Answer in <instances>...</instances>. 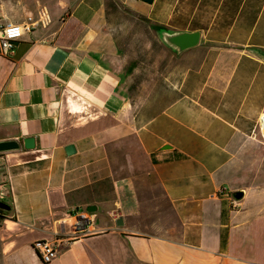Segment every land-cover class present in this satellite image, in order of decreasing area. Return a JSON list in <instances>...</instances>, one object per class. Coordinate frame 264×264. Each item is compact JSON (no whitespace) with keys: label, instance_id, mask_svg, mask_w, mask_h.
Wrapping results in <instances>:
<instances>
[{"label":"crops","instance_id":"obj_1","mask_svg":"<svg viewBox=\"0 0 264 264\" xmlns=\"http://www.w3.org/2000/svg\"><path fill=\"white\" fill-rule=\"evenodd\" d=\"M29 17L0 52V264H264V0H0V32Z\"/></svg>","mask_w":264,"mask_h":264},{"label":"built area","instance_id":"obj_2","mask_svg":"<svg viewBox=\"0 0 264 264\" xmlns=\"http://www.w3.org/2000/svg\"><path fill=\"white\" fill-rule=\"evenodd\" d=\"M27 23H9L5 25L0 32V52L4 56H10L15 49L16 40L25 32L31 31L34 22L30 20ZM259 126L264 135V112L259 115ZM1 199V198H0ZM73 216L74 232L70 236L56 237L53 240L38 239L34 242V247L39 253L43 262H50L57 256L59 251L68 246L70 242L78 238L82 233L87 232V226L90 222V216L85 211H75Z\"/></svg>","mask_w":264,"mask_h":264},{"label":"water","instance_id":"obj_3","mask_svg":"<svg viewBox=\"0 0 264 264\" xmlns=\"http://www.w3.org/2000/svg\"><path fill=\"white\" fill-rule=\"evenodd\" d=\"M156 32L162 42L170 48L172 51L176 53H181L182 51L191 48L195 45H197L200 41L201 37V31L198 29L195 30H177V29H169L166 27H160L156 29ZM258 54H260L264 58V48H253ZM24 145L28 148H33L35 145L34 138L33 137H26L24 138ZM20 146V142L16 139H9V140H1L0 141V151H6V150H13L17 149ZM164 147H169L168 145H165ZM72 148V146L68 147ZM234 196L236 198H240L242 196V192H235ZM95 205H89L87 207L88 210H94ZM0 208L9 210L10 205L0 199Z\"/></svg>","mask_w":264,"mask_h":264},{"label":"rangeland","instance_id":"obj_4","mask_svg":"<svg viewBox=\"0 0 264 264\" xmlns=\"http://www.w3.org/2000/svg\"><path fill=\"white\" fill-rule=\"evenodd\" d=\"M94 222H96L98 224H105V223H111L113 221H112L111 217L109 216L108 211L105 208L99 207L95 211Z\"/></svg>","mask_w":264,"mask_h":264},{"label":"trees","instance_id":"obj_5","mask_svg":"<svg viewBox=\"0 0 264 264\" xmlns=\"http://www.w3.org/2000/svg\"><path fill=\"white\" fill-rule=\"evenodd\" d=\"M156 29L160 28V26H155Z\"/></svg>","mask_w":264,"mask_h":264}]
</instances>
